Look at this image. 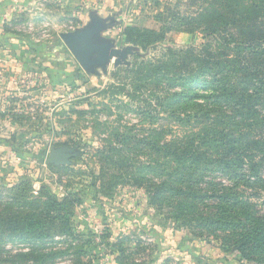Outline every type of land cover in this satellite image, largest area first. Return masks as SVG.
Masks as SVG:
<instances>
[{
  "label": "rangeland",
  "instance_id": "1",
  "mask_svg": "<svg viewBox=\"0 0 264 264\" xmlns=\"http://www.w3.org/2000/svg\"><path fill=\"white\" fill-rule=\"evenodd\" d=\"M207 1L34 0L30 13L13 22L8 34L39 51L29 65L35 72L31 94L16 96L19 104L7 112L12 121L0 124V264H176L177 258L162 254L170 252L161 249L162 229L180 233L189 252L208 251L203 264H264V226L256 224L264 221V56L247 60L251 52L245 50V60L235 65L238 79L229 77L234 103L218 104L221 111L211 123L203 117L215 102L213 92L182 87L177 80L198 69L189 60L190 49L206 59L204 53L216 61L222 54L235 59L234 48L224 51L218 36L204 38L202 30H185L180 21L196 16ZM94 20L99 26L94 42L106 45L113 57L83 69L61 35L83 31ZM128 27L163 33L165 40L129 43L123 34ZM253 62L258 79L245 71ZM208 63L215 65L210 58ZM144 66L166 70L144 80ZM24 82L18 85L28 92ZM207 127L223 131L224 139L198 140ZM193 138L204 154L192 178L198 194L172 198L161 191L166 204L151 201L147 181L159 186L176 168L162 144L181 150ZM63 146L74 149L71 163L50 165L51 150ZM125 159L129 171L118 167ZM225 162L232 167L225 169ZM150 164L154 173L144 172L143 165ZM15 186L26 198L12 196ZM223 193L229 197L221 199ZM203 194L209 197L197 196ZM66 197L62 210L49 208L48 198L62 203ZM178 201L195 209L179 212ZM111 215L127 220L115 237L102 221ZM205 217L221 221L211 225ZM251 231H262L256 242L246 238Z\"/></svg>",
  "mask_w": 264,
  "mask_h": 264
},
{
  "label": "trees",
  "instance_id": "2",
  "mask_svg": "<svg viewBox=\"0 0 264 264\" xmlns=\"http://www.w3.org/2000/svg\"><path fill=\"white\" fill-rule=\"evenodd\" d=\"M180 21L182 22V25L185 30L197 28H199V30H202L204 38L209 37L213 40H216L215 37L218 36L219 39L217 40L222 41L224 51L229 50L231 46L234 48L233 57L235 59H230V62L227 61L224 54H222L220 59L216 61L213 54L204 53V55L207 56L206 59L205 57L198 55H196V57L193 49L188 50L187 55L189 56V60L193 59L194 64L198 65V69H196L197 72L196 70H194L193 73L190 72L187 77H179L177 79L180 83L179 85L182 87L190 88L199 85L213 92V99L215 102L213 104H209V106H206L208 112L206 113V116L203 117L204 120H207L211 123L214 118V114L218 113V111H221V108L219 107L221 105V102L227 106L229 104L234 103V101H232L231 99L232 95H230L229 93V90L231 89H228L229 77L231 76L235 79H238L237 72L235 71V65L245 60V58L242 57L245 52H251L250 59L247 58V60L254 59L255 57H259L261 55L264 56V0L207 1L206 7L203 8L201 12L198 13L196 16L180 17ZM123 34L126 38V41H128L129 43L137 45L144 44L142 46L154 45L165 40V34L163 33H157L153 30L148 29L140 30L136 27L126 28ZM208 58L213 61L212 64H214V61H216L215 65L209 66ZM144 69H146V75H144V80L163 76L166 70L165 66L157 68L153 67L151 69H147L146 66H144L143 70ZM245 71L253 72V75L251 76L255 77V79H258L259 66L256 65L254 62L251 63L249 67L245 68ZM204 77L205 79H203L202 81L201 79ZM242 83H244L243 79ZM232 94H235L234 90ZM172 96L175 97L176 94L174 93ZM214 104L220 105L213 108ZM207 121L205 122L206 125ZM207 129H209V127L206 128L205 133H203L202 137H199L198 140L203 141V143H205L211 141L215 142L216 139H224V132L219 131L218 128L214 129L213 131ZM190 141L191 143L187 145L188 147L182 148L181 150L175 149V146H173L172 143L162 144L161 147L164 148L170 156V163L173 166H176V168H171V171H169L167 175L168 180L162 181L159 186L152 185L151 182L147 181V183L152 186L150 188L152 192L149 191V193L151 194V201L157 202V204H166L163 201H160V197L163 195L161 194V191H168L169 193H171L172 198H174L176 195L182 194L183 192H187L189 196L198 194L196 189H194L197 186V183H194L192 178L198 170V163L201 162V157H203L204 154L200 155L199 152H197V150L199 149V145H196L197 143L194 138ZM139 142L144 143L149 147H153V144H151V142H146L144 140H140ZM186 159H188L189 162L184 161ZM223 164L225 169L232 167L231 162H225ZM118 165V167H122L126 171L132 169V165L128 163L127 159H125L122 163H118ZM143 166L144 167L142 169L144 170V172L145 170H152L151 173H154L155 168H152L151 164ZM10 193L13 197L19 196L20 198H26V195H24V193H22L16 186L10 190ZM101 194L106 197H109V195H106L103 192H101ZM197 196L199 198L209 197L208 194ZM228 197L229 195L224 193L220 196L221 199H227ZM48 200L50 204L49 208L52 210L53 208L62 210L61 207L68 202L67 197L63 200L62 203H58L55 198H48ZM78 203L79 201L76 200V204ZM176 205H178L179 212L182 213L186 212L190 214V210L195 209L194 205L190 203L188 204L186 203V201H178ZM65 215L67 216L69 215V213H65ZM72 219V215L67 217L66 219V223L70 222V225L72 226L68 228V230L70 231L74 229V226L72 225L74 219ZM205 220L210 222L212 225L216 222H220L221 218L215 217L213 220L212 218L205 217ZM50 221H53V224H55V226L58 222V220L54 217H51ZM257 223H259V225L264 226V221L256 222V224ZM59 227H61V225H57V227L55 228ZM47 229L50 230V227H48ZM261 233L262 231H251L246 236V238L254 240V242H256V235H259ZM251 255L252 254L246 255V258H244L248 259V257Z\"/></svg>",
  "mask_w": 264,
  "mask_h": 264
},
{
  "label": "crops",
  "instance_id": "3",
  "mask_svg": "<svg viewBox=\"0 0 264 264\" xmlns=\"http://www.w3.org/2000/svg\"><path fill=\"white\" fill-rule=\"evenodd\" d=\"M33 2L34 0H0V110L4 114L6 113L4 117H0V124L12 121V116L7 112L19 104L17 100L14 101L13 99L19 95L29 96L31 94L29 89L34 83L31 79L35 78V72L29 69V65L38 55V48L31 47L27 40L7 32L8 29L12 28L13 22L21 19L23 14L26 15V12L27 14L30 13V5ZM43 74L48 76V71H44ZM101 75L103 74L94 77L100 80ZM22 80L26 81L24 84L28 87V92L21 91L22 89L18 84L22 83ZM9 99L12 100L8 102ZM1 138L4 137L0 136V142L4 141ZM102 219L107 228H112L111 235L113 237L121 232L127 223L124 216L119 215L102 216ZM159 242L162 250H170V252L162 253L164 257L171 255L173 258H177L176 264H203L208 258V251L206 250L197 253L198 251L193 249L189 252L188 247L181 243L180 233L171 230H159Z\"/></svg>",
  "mask_w": 264,
  "mask_h": 264
},
{
  "label": "water",
  "instance_id": "4",
  "mask_svg": "<svg viewBox=\"0 0 264 264\" xmlns=\"http://www.w3.org/2000/svg\"><path fill=\"white\" fill-rule=\"evenodd\" d=\"M98 36L99 26L94 20L87 29L63 34L61 39L83 69H93L104 65L113 57V54L108 53L106 45L94 42ZM93 56H95V60L92 59ZM74 156L73 148L66 146L55 148L50 152L48 163L53 166H67Z\"/></svg>",
  "mask_w": 264,
  "mask_h": 264
}]
</instances>
